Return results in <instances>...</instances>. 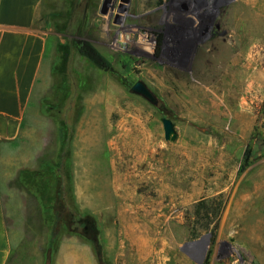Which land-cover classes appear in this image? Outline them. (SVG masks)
I'll return each mask as SVG.
<instances>
[{"label":"rangeland","instance_id":"1","mask_svg":"<svg viewBox=\"0 0 264 264\" xmlns=\"http://www.w3.org/2000/svg\"><path fill=\"white\" fill-rule=\"evenodd\" d=\"M103 1L43 16L49 89L19 158L42 153L7 173L27 207L9 264H264V0ZM218 195L216 239L195 236V205Z\"/></svg>","mask_w":264,"mask_h":264},{"label":"crops","instance_id":"2","mask_svg":"<svg viewBox=\"0 0 264 264\" xmlns=\"http://www.w3.org/2000/svg\"><path fill=\"white\" fill-rule=\"evenodd\" d=\"M48 10L49 0H0V264H9L16 233L27 220L25 193L8 170H35L41 160L40 145L30 159L19 153L28 147L25 132L35 100L49 89L53 46L43 20Z\"/></svg>","mask_w":264,"mask_h":264},{"label":"trees","instance_id":"3","mask_svg":"<svg viewBox=\"0 0 264 264\" xmlns=\"http://www.w3.org/2000/svg\"><path fill=\"white\" fill-rule=\"evenodd\" d=\"M161 39H159L160 51ZM78 53L81 57L87 59L95 68L108 72L111 69V64L104 56L89 42L85 41L78 48ZM63 152V150H61ZM61 157V156H60ZM251 157V151L246 153V159ZM225 207V200L222 195L213 198L203 199L195 205L194 211V234L196 232H206L211 235V240L217 237L220 217Z\"/></svg>","mask_w":264,"mask_h":264},{"label":"water","instance_id":"4","mask_svg":"<svg viewBox=\"0 0 264 264\" xmlns=\"http://www.w3.org/2000/svg\"><path fill=\"white\" fill-rule=\"evenodd\" d=\"M111 0H104L103 1V6H102V10L101 13L105 14L107 12L106 8L109 4ZM131 91L134 94L140 95L142 97H144L145 99L149 100V101H153V94L151 93V91L149 90V88L147 87V85L142 82V81H137L133 87L131 88ZM162 124H163V130H164V138L166 141H176L178 138V133L176 131L175 125L174 123L168 119V118H164L162 120ZM211 237L210 234H208L207 236L204 237V239H207ZM209 244V243H208ZM239 264H245V261L243 258L239 259Z\"/></svg>","mask_w":264,"mask_h":264},{"label":"flooded vegetation","instance_id":"5","mask_svg":"<svg viewBox=\"0 0 264 264\" xmlns=\"http://www.w3.org/2000/svg\"><path fill=\"white\" fill-rule=\"evenodd\" d=\"M111 2V1H110Z\"/></svg>","mask_w":264,"mask_h":264}]
</instances>
